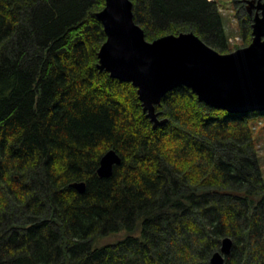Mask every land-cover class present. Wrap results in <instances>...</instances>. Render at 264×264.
Here are the masks:
<instances>
[{"label":"trees","instance_id":"trees-1","mask_svg":"<svg viewBox=\"0 0 264 264\" xmlns=\"http://www.w3.org/2000/svg\"><path fill=\"white\" fill-rule=\"evenodd\" d=\"M235 4L244 46L253 18ZM104 6L0 0V264H211L227 236L224 264H264L250 124L264 110L232 113L179 85L155 126L133 83L98 67ZM218 10L212 0H133L148 40L191 31L227 53L236 47ZM111 149L121 163L100 177Z\"/></svg>","mask_w":264,"mask_h":264},{"label":"water","instance_id":"water-1","mask_svg":"<svg viewBox=\"0 0 264 264\" xmlns=\"http://www.w3.org/2000/svg\"><path fill=\"white\" fill-rule=\"evenodd\" d=\"M253 16L251 42L222 53L193 32L166 34L154 40L134 19L133 0H105L98 12L106 40L99 51L98 67L112 77L132 82L137 88L144 111L155 126L166 122L157 106L179 85H185L207 104L232 113L264 110V1L244 0ZM120 155L113 149L100 160V177L113 174ZM79 191L86 182L71 184ZM233 240L225 237L211 264H224Z\"/></svg>","mask_w":264,"mask_h":264},{"label":"rangeland","instance_id":"rangeland-1","mask_svg":"<svg viewBox=\"0 0 264 264\" xmlns=\"http://www.w3.org/2000/svg\"><path fill=\"white\" fill-rule=\"evenodd\" d=\"M212 1L216 2L219 11L223 15L226 31L229 35V38H231L230 40L233 41L231 42L230 47L233 48L245 44L246 35L244 34L245 32L243 31V29H241L240 27L241 19H240V14L236 8L235 0H212ZM244 6H246V3H244ZM189 32L191 31L185 33H189ZM252 38L250 36L249 39H247V41L251 42ZM246 45H248V43ZM250 124L252 127L253 136L256 141L258 156L264 175V118L261 116H253L250 119ZM117 237L118 236L111 235L104 239L112 240V239H116Z\"/></svg>","mask_w":264,"mask_h":264},{"label":"flooded vegetation","instance_id":"flooded-vegetation-1","mask_svg":"<svg viewBox=\"0 0 264 264\" xmlns=\"http://www.w3.org/2000/svg\"><path fill=\"white\" fill-rule=\"evenodd\" d=\"M243 3H245V2L243 1ZM254 14H255V11H253L252 17L254 16ZM250 15H251V14H250Z\"/></svg>","mask_w":264,"mask_h":264},{"label":"bare ground","instance_id":"bare-ground-1","mask_svg":"<svg viewBox=\"0 0 264 264\" xmlns=\"http://www.w3.org/2000/svg\"><path fill=\"white\" fill-rule=\"evenodd\" d=\"M246 7V6H245ZM219 11V10H218ZM253 14V13H252ZM252 16V15H251ZM253 22V21H252ZM252 37H253V35H252ZM102 70V69H101Z\"/></svg>","mask_w":264,"mask_h":264}]
</instances>
